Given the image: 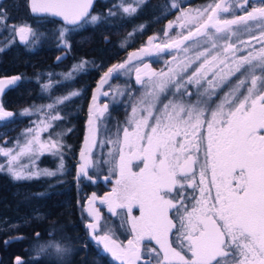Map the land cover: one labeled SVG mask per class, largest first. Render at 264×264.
<instances>
[{
	"label": "snow or ice",
	"instance_id": "6c2138e0",
	"mask_svg": "<svg viewBox=\"0 0 264 264\" xmlns=\"http://www.w3.org/2000/svg\"><path fill=\"white\" fill-rule=\"evenodd\" d=\"M92 3L29 0V7L33 14H48L78 25L89 15ZM236 6L244 14L232 19L221 18L231 7L226 0H211L201 8L181 12L167 25L168 30H182L177 38L169 37L168 30L164 31L167 42L154 43L157 38L150 37L147 46L130 53L127 61L113 65L101 78L97 91L131 61L175 50L160 71L148 64L135 67V82L141 85L142 93L132 97L126 119L115 126V138L100 142L101 147L112 145L108 159L103 155L93 159L97 113L102 116L108 106L89 108L77 179L91 181L89 169L111 166L104 179L111 182L115 176V183L100 202L112 215L123 218L132 238L126 246L108 234L94 238L122 264H153V259L155 264H264V29L254 35L247 27L249 21H264V0H258V6H252L250 0H237ZM171 7L178 5L173 2ZM123 10L136 11L130 6ZM6 15L0 11V21ZM97 19L91 17L93 22ZM241 25L243 29L234 28ZM13 31L21 41L34 35L26 26ZM240 31L250 33L249 39H240ZM59 35L63 38L64 31ZM77 68H83V62ZM256 69L260 75L255 74ZM18 79L0 80V92ZM69 98H57L47 108L54 109ZM92 100L95 105V94ZM23 114H29L28 110ZM12 115L0 106V119ZM60 119L59 115H49L37 129H28L32 138L15 154L12 149L0 148V154L9 157L7 170L15 179L34 175L13 166L21 156L61 147L56 141H40V130L51 128V121ZM96 199L93 194L88 214L99 221V212L93 207ZM134 210L139 214L134 215ZM97 226L87 225L92 230ZM36 238L39 240V233ZM143 241H154L158 246L148 249L151 259L142 256ZM45 247L53 245H41L40 251ZM55 250L58 254L68 251L59 245ZM16 264H21L19 258Z\"/></svg>",
	"mask_w": 264,
	"mask_h": 264
},
{
	"label": "trees",
	"instance_id": "16d2710c",
	"mask_svg": "<svg viewBox=\"0 0 264 264\" xmlns=\"http://www.w3.org/2000/svg\"><path fill=\"white\" fill-rule=\"evenodd\" d=\"M209 2L187 0L181 7L172 8L171 0H145L135 12L125 13L117 10L113 0H96L89 16H97V21L86 23L88 16L78 25L70 26L48 14H33L29 0H0V11L7 14L0 21V77H20L1 99L4 111L13 115L0 119V148L19 141L21 132L34 123L38 111L45 110L57 98L79 93L59 108L62 119L56 122V128L64 135V159L59 161L57 156L47 154L38 162L39 168L53 171L63 163L60 172L15 179L5 168L6 157L0 154V165H3L0 170V264H16L17 258L21 264H115L91 237L87 227L91 218L86 209L92 193L102 196L114 185L115 176L111 182L104 179L110 175L111 166L98 167L99 171L90 169L91 181L84 177L77 179L92 92L107 69L124 61L150 36L162 37L167 22L177 18L182 10ZM250 4L258 6V0H250ZM21 26L31 28L34 33L25 42L13 31ZM262 29L257 28L252 34L258 35ZM65 30L67 34L61 38L59 34ZM249 35L238 34L244 40ZM252 43L257 49L261 46L256 41ZM164 54L167 53L160 55ZM157 57L149 60L160 71L166 65ZM82 62L88 65L84 71L65 78L64 74H73V66ZM124 72L114 76L111 82V86H123L127 90L123 100L109 101V110L99 123L95 160L101 155L108 159L112 145L101 147L100 142L115 138V126L126 119L132 97L142 93L141 85L136 84L132 74ZM255 74L260 75V70L256 69ZM25 110L35 113L22 116ZM102 213L99 234H110L121 243L132 237L122 217L112 215L106 208ZM36 233L40 234L39 240ZM172 239L175 246V237ZM50 243L53 247L40 251L41 245ZM55 245L69 247L70 252L66 256L58 254ZM145 246L155 247L151 242Z\"/></svg>",
	"mask_w": 264,
	"mask_h": 264
},
{
	"label": "rangeland",
	"instance_id": "374dc122",
	"mask_svg": "<svg viewBox=\"0 0 264 264\" xmlns=\"http://www.w3.org/2000/svg\"><path fill=\"white\" fill-rule=\"evenodd\" d=\"M144 1L145 0H113V2H115V4H116L117 10H120L122 12H124V10H123L124 7H129L130 6V7H133L135 9H137V7L142 2H144ZM186 1L187 0H171V4L173 2H175V4L178 5V7H181ZM228 4L231 5L230 10H229L228 13H223L221 18L232 19L233 16L243 15L244 14L243 11L239 7L236 6L237 5V0H230L228 2ZM201 7H203V6H191V7L185 8L181 12H189V11L195 10L197 8H201ZM181 12L179 13V15L181 14ZM92 16H95V15H90L85 22L86 23L94 24L97 20L95 22L91 21V17ZM175 20H176V18L173 19V20H171V21L174 22ZM168 23L169 22H167V25H168ZM167 25H166V28L164 29V31L165 30H168L167 29ZM236 27H240L241 29H243L244 26L243 25H241V26H234V28H236ZM247 27H249L251 29V34H252L257 28H264V21H260V20L249 21ZM164 31H163L162 37H159L158 35H152V36H150V37H156L157 38L154 41V43L167 42V40H168L169 37L175 39V38H177L178 34L182 30L179 27H175L174 29L168 30L169 37H165L164 36ZM245 33H248V32L240 31V32L237 33V35L238 34H245ZM64 34H67V31H64ZM248 34H250V33H248ZM149 38L146 40L145 43L142 44V46H140V48L148 45ZM63 44H64V46L68 47V43L63 42ZM140 48L135 49V50L131 51L130 53L138 52V50ZM173 51H175V50H171V52H169V53L168 52H165L167 54H164V55H160L161 53H157V54H155L154 56H151V57L158 56L161 59V61L170 60L171 57H172V55L176 54V53H173ZM129 54L125 58V60L122 61V62H120V63H123V62L127 61L128 60V57H129ZM149 58H150V56L144 55V56H142V58L140 60H133V61H131V63L128 64V65H126V68L123 69V70L126 71V72H124V74L125 75L132 74V76L135 79V67H143V64H148L149 67H150V69H152L154 71H159L157 68L153 67V65H152L151 61L149 60ZM120 63H118V64H120ZM78 65H80V64H77V65H74L73 66V68H72V73L73 74H71V76H69L68 73L67 74H64V76L66 75L65 78L70 79L71 77L75 76L79 72L84 71L88 67V65L85 64V63H83V68H77ZM115 65H117V64H115ZM129 68H131L132 70L131 71H128ZM74 69H76V70H74ZM107 71H108V69L103 73V75L101 76V78L104 77V74ZM121 71L122 70H120L119 72L113 73V75L110 78H108V82L106 84H104L103 87L99 89V91H97V88H98V85H99V83L101 81V78L97 82V85H96V87L94 88V90L92 92V95H91V98H90V102H89V106H88V113H87V120H86V126H85V136H84V140H85L86 135L88 134V127H89L88 126V119H89V108H90V106H94L96 108L102 109L104 107V105H107L108 106V110H109V101L110 100L111 101H114V102H119V101L123 100V97L126 94V90L127 89L126 88H123V86L118 87V88L111 86V82H112L114 76L119 75L121 73ZM104 92H108L109 94L107 96H105V95H103ZM121 93H123V95H121ZM94 94L97 96V100L95 101V105H93V100H92V97H93ZM65 97H70L71 98L72 95L70 93V94H68ZM69 99H67V100H69ZM64 101H66V100H64ZM51 104H55V102L54 103H51ZM60 104H62V103H60ZM60 104H56L55 105V108L54 109H51V110L46 107L45 110L38 111V113H36L35 116H34L35 117L34 123L32 125H30V127L24 129L23 132H21L22 133L21 134V139H19V141L18 140L12 141L9 144V146L7 145L6 147H3V149H5V150L12 149L13 150V154H15V152H18L19 151V148L22 147L26 143V141L28 139H31L32 138V135L33 134L32 133H29L27 131L28 129H37L38 126L40 125L41 120H47V117L49 115H59L60 116V113H59V111H60V109H59L60 108ZM108 110H107V112H108ZM24 112L25 111H23L21 113L22 116H25V114H23ZM28 112H29V114L30 113H35V112H30V111H28ZM107 112H104L102 116H100L99 113H97V116L99 117L95 121V125H96V128H97V133H96L97 142H98V139H99V131H100V129H99V123L101 122V120L103 118H105ZM57 121H59V120L51 121V123L53 125L51 128H48L47 130H40V141L42 143H46V144L50 143L51 141H56L61 147L58 150H56V149H53V150L45 149L42 152L41 151H36V152L30 153V154H26L24 156H21L19 158V160L13 165L14 167L17 168V170H23V172L25 174H30V173L31 174H34L32 176L45 175L44 174L45 172H54V173H56V172H60L61 171L60 170V167L57 170H54V171L53 170H47L45 168L43 170V169H41V168L38 167L39 166L38 165V162H39L40 158L42 156H44V155H47V154L57 156V158H58L59 161H62L64 159V157H63V155H64L63 154V151H64V135L62 133V130L56 128V122ZM83 146H84V141H83ZM83 146H82V148H83ZM34 147H36V146L34 145ZM95 150H96V147H94V149H93V159L94 160H95V158H94ZM8 159H9V157H6V161H5V168L6 169L8 168V163H7L8 162ZM80 163H81V161L79 159V164ZM78 167H79V165H78ZM94 169L97 170V171H99L98 167L97 168H94ZM89 171H90V169H89ZM93 181H96V180H93ZM110 191L111 190H109L108 192H110ZM93 194H95V193H92L90 195L88 201H87V204H86L87 212H88V207H89V200L91 199V197L93 196ZM105 194H103L102 196H99V195H96L95 194L96 197H97V199L94 201L93 207H95L98 210V212H99V215H100L99 221H96L94 219V217L89 216L91 218V221L89 223H97V225H98L96 230L89 229L91 237L96 242H98V241L94 238V235H104V233L103 234H99V229H100V224H101V222L103 220L102 209L103 208H106L108 210V206L106 204H102L100 202V199L103 198L105 196ZM133 214L134 215H138L139 213H138L137 210H134V213ZM108 229H110V225H108ZM108 235H110V234H108ZM148 242L149 241H143L141 243V252H142V256H144L145 259H151V257L148 254V249H149L148 247L149 246H145ZM117 243H120V244H122L124 246L127 245V242L121 243V242L117 241ZM151 243H153L155 247H158V246L155 245V242L154 241H151ZM99 244L101 246L102 251L104 253L108 254L112 258V260H113V262L115 264H122V262L120 260L116 259V257H114L112 255V253H110V252H108V251L105 250L104 245L102 243H99ZM64 248L68 249V251L66 253H63L64 254L63 256H66L70 252V249H69V247H64ZM141 264H144V262L141 261ZM153 264H155L154 259H153Z\"/></svg>",
	"mask_w": 264,
	"mask_h": 264
},
{
	"label": "water",
	"instance_id": "95a60500",
	"mask_svg": "<svg viewBox=\"0 0 264 264\" xmlns=\"http://www.w3.org/2000/svg\"><path fill=\"white\" fill-rule=\"evenodd\" d=\"M95 1L96 0H93V3H92V6H91V8L89 9V14L92 12V10H93V7H94V5H95ZM230 0H226V2L228 3ZM35 15H43V14H35ZM89 16V15H88ZM87 16V17H88ZM54 17V16H53ZM86 17V18H87ZM56 19H58V20H60V21H62V22H64L63 20H62V18H60V17H55ZM85 18V19H86ZM82 22V21H81ZM80 22V23H81ZM65 23V22H64ZM67 25H69V24H67ZM70 26H74V25H70ZM22 42H25V41H22ZM155 54H157L156 52H153L151 55H146V56H154ZM12 77H19V76H3V77H0V80H8V79H10V78H12ZM20 78V77H19ZM19 80L20 79H18L16 82H15V84H11V85H5L4 86V90H3V92H0V106H1V99H2V97H3V95L6 93V91L8 90V89H10L11 87H13V86H15L18 82H19Z\"/></svg>",
	"mask_w": 264,
	"mask_h": 264
}]
</instances>
